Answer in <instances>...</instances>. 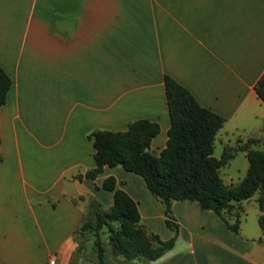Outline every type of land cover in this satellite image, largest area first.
Listing matches in <instances>:
<instances>
[{
	"label": "crops",
	"instance_id": "obj_1",
	"mask_svg": "<svg viewBox=\"0 0 264 264\" xmlns=\"http://www.w3.org/2000/svg\"><path fill=\"white\" fill-rule=\"evenodd\" d=\"M0 65L12 80L0 108V264H69L90 200L113 203V191L101 187L109 176L150 230L171 237L143 179L108 165L94 179L84 175L95 166L93 130L147 119L160 127L152 152L165 147V75L225 118L214 156L222 139L264 136L255 91L264 72V0H0ZM242 146L220 169L226 184L246 174ZM230 168L239 171L236 183L221 172ZM249 200L238 233L196 202L173 201L179 232L170 250L141 262L103 244L105 263L264 264L260 212L248 221Z\"/></svg>",
	"mask_w": 264,
	"mask_h": 264
},
{
	"label": "trees",
	"instance_id": "obj_2",
	"mask_svg": "<svg viewBox=\"0 0 264 264\" xmlns=\"http://www.w3.org/2000/svg\"><path fill=\"white\" fill-rule=\"evenodd\" d=\"M166 103L170 118L165 147L155 154L151 140L160 130L159 124L138 119L127 124L122 131L96 129L88 134L94 147L95 166L84 174L94 179L105 165L121 166L142 177L149 193L163 207L164 223L172 235L162 239L142 221L137 202L124 190L116 188L113 176L105 178L101 187L113 191V203L108 208L95 198L90 200L86 213L74 231L77 247L69 264L86 257L85 241L92 237L93 264H106L103 235L107 248L125 260L150 262L170 250L178 236L179 225L173 213V201L196 202L203 210L215 212L227 228L239 232L242 216L241 202L257 195L259 226L264 242V136L261 148L250 146L248 138L241 147L246 152L248 168L236 184H226L220 169L232 157L224 153L213 155L215 137L225 118L203 107L191 92L174 78H163ZM12 80L0 65V108ZM255 91L264 102V72L255 84Z\"/></svg>",
	"mask_w": 264,
	"mask_h": 264
},
{
	"label": "rangeland",
	"instance_id": "obj_3",
	"mask_svg": "<svg viewBox=\"0 0 264 264\" xmlns=\"http://www.w3.org/2000/svg\"><path fill=\"white\" fill-rule=\"evenodd\" d=\"M255 141L253 143L250 144L251 147L255 148L257 147V145L260 143V139H257V138H254ZM248 140L247 139H244V138H239V137H234V138H231V140L229 142L225 141L223 142V139L221 140L220 144H216V153L215 156H218V151H222L221 153V156L224 154V153H231L234 149H236L237 147H239L240 145H244L246 143V141ZM220 156V157H221ZM222 173H231L233 175V182L236 183L238 182V179L237 177L240 176L239 174V171L234 169V168H230L228 170L226 169H222L221 170ZM131 175H133L134 177H137V179H142V177H140L139 175L137 174H134V173H131ZM225 182H227V177L224 176L223 177ZM256 198H257V195H254L252 198H250L249 202H248V205L247 207H249L251 209V212L249 213V217H248V221H251V218L255 217V214L257 213L258 211V208H257V202H256ZM91 241H92V237H89L84 245H85V253L84 255H86L85 258H88L90 261H92V263L95 261V253L91 250ZM103 244L107 247V241L105 239V236L103 235Z\"/></svg>",
	"mask_w": 264,
	"mask_h": 264
}]
</instances>
